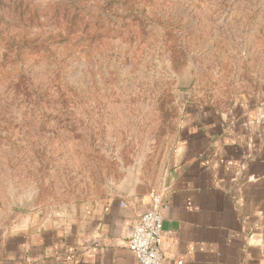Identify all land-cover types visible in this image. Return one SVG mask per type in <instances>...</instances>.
I'll return each mask as SVG.
<instances>
[{"label": "rangeland", "instance_id": "obj_1", "mask_svg": "<svg viewBox=\"0 0 264 264\" xmlns=\"http://www.w3.org/2000/svg\"><path fill=\"white\" fill-rule=\"evenodd\" d=\"M264 86V0H0V208L163 181L190 102Z\"/></svg>", "mask_w": 264, "mask_h": 264}, {"label": "crops", "instance_id": "obj_2", "mask_svg": "<svg viewBox=\"0 0 264 264\" xmlns=\"http://www.w3.org/2000/svg\"><path fill=\"white\" fill-rule=\"evenodd\" d=\"M155 193L164 264H264V86L226 106L188 103L158 187L0 208V264H142L128 238Z\"/></svg>", "mask_w": 264, "mask_h": 264}, {"label": "built area", "instance_id": "obj_3", "mask_svg": "<svg viewBox=\"0 0 264 264\" xmlns=\"http://www.w3.org/2000/svg\"><path fill=\"white\" fill-rule=\"evenodd\" d=\"M164 203L162 195L152 196L151 208L141 215L131 229L128 246L142 264H164L162 249Z\"/></svg>", "mask_w": 264, "mask_h": 264}]
</instances>
